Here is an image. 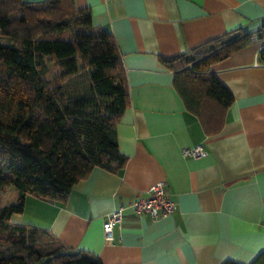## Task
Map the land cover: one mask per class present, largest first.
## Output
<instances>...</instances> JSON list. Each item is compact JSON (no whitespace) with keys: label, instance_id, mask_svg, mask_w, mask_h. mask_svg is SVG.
Wrapping results in <instances>:
<instances>
[{"label":"crops","instance_id":"1","mask_svg":"<svg viewBox=\"0 0 264 264\" xmlns=\"http://www.w3.org/2000/svg\"><path fill=\"white\" fill-rule=\"evenodd\" d=\"M73 2L112 35L121 56L129 101L115 134L126 162L113 171L93 167L63 199L27 194L13 221L47 229L102 264L251 263L264 251V62L258 58L264 39L211 66L234 98L215 134L185 107L160 58L238 28L264 32V0ZM195 145L207 154L182 156V148ZM160 180L172 213L155 219L137 213L133 200ZM119 206L121 222L106 242L103 220Z\"/></svg>","mask_w":264,"mask_h":264},{"label":"trees","instance_id":"2","mask_svg":"<svg viewBox=\"0 0 264 264\" xmlns=\"http://www.w3.org/2000/svg\"><path fill=\"white\" fill-rule=\"evenodd\" d=\"M258 39L261 30L238 28L160 58L206 133L219 131L234 100L211 66ZM258 58L264 62V46ZM49 62L57 68L52 78L45 77ZM128 101L112 35L93 26L87 9L73 0H0V192L18 193L15 203L0 205V264H102L47 229L11 218L27 194L63 199L93 167L123 166L115 123ZM249 264H264V251Z\"/></svg>","mask_w":264,"mask_h":264},{"label":"built area","instance_id":"3","mask_svg":"<svg viewBox=\"0 0 264 264\" xmlns=\"http://www.w3.org/2000/svg\"><path fill=\"white\" fill-rule=\"evenodd\" d=\"M181 154L186 157H200L206 155L207 152L202 145H195L182 148ZM131 205L137 213H147L154 219L169 215L174 210V202L167 192V183L161 180L151 184L147 188L146 194L138 196ZM122 210L123 207L119 206L104 218L102 230L106 242L112 241V231L116 224L121 222Z\"/></svg>","mask_w":264,"mask_h":264},{"label":"rangeland","instance_id":"4","mask_svg":"<svg viewBox=\"0 0 264 264\" xmlns=\"http://www.w3.org/2000/svg\"><path fill=\"white\" fill-rule=\"evenodd\" d=\"M57 72V68L52 64V63H48L47 65V72L45 73V77L47 78H52L55 76ZM10 188L7 192L0 193V205L1 206H5V205H10L15 203V193L12 191L13 187H8ZM4 192V191H3ZM16 214L13 215V217L11 218V220H16Z\"/></svg>","mask_w":264,"mask_h":264}]
</instances>
